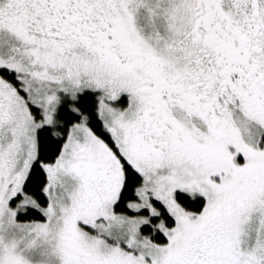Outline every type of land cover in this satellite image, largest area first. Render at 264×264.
I'll list each match as a JSON object with an SVG mask.
<instances>
[{
	"label": "snow or ice",
	"instance_id": "snow-or-ice-1",
	"mask_svg": "<svg viewBox=\"0 0 264 264\" xmlns=\"http://www.w3.org/2000/svg\"><path fill=\"white\" fill-rule=\"evenodd\" d=\"M0 264H264V0H0Z\"/></svg>",
	"mask_w": 264,
	"mask_h": 264
}]
</instances>
